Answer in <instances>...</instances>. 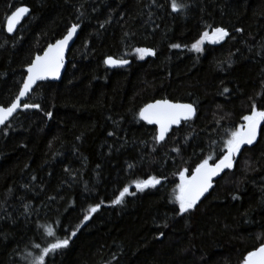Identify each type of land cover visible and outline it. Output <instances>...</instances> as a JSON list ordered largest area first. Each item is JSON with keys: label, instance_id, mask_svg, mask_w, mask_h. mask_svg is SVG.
Masks as SVG:
<instances>
[{"label": "trees", "instance_id": "trees-1", "mask_svg": "<svg viewBox=\"0 0 264 264\" xmlns=\"http://www.w3.org/2000/svg\"><path fill=\"white\" fill-rule=\"evenodd\" d=\"M176 2L178 12L172 0H0L1 107L34 57L81 26L61 81L39 84L26 102L37 109L0 131V264H33L58 239L69 244L46 264H243L264 244V127L194 210L173 202L180 173L217 161L226 130L253 103L264 110V0ZM20 6L30 15L8 36ZM216 28L223 42L190 51ZM138 48L155 55L136 59ZM107 57L130 64L109 70ZM157 100L196 109L160 144L139 119ZM150 177L160 183L136 191ZM125 187L134 194L114 204Z\"/></svg>", "mask_w": 264, "mask_h": 264}, {"label": "snow or ice", "instance_id": "snow-or-ice-1", "mask_svg": "<svg viewBox=\"0 0 264 264\" xmlns=\"http://www.w3.org/2000/svg\"><path fill=\"white\" fill-rule=\"evenodd\" d=\"M171 9L173 12H178L181 10V6L176 0H172ZM28 11V8L20 7L8 17L7 31L9 33L15 30L16 25ZM76 30L77 26L73 25L63 39L58 40L55 44L49 45L42 56L37 55L30 63L26 69L28 73L27 78L23 82L22 89L19 91L16 101L10 107H0V125H5L9 118L13 116L21 106L20 98L25 97L37 81L59 78L60 70L64 65L65 49L76 33ZM227 35L228 33L222 28L214 29L211 36L208 32H204L201 38L191 45L190 51L200 53L203 50L202 45L206 40L209 43L215 44L223 40ZM173 47H179V45H173ZM136 52L139 54L140 59H144L145 56L155 55L154 51L145 48H138ZM105 63L110 66H123L128 64L129 61L109 58ZM29 106L27 103L23 105L24 108H28ZM195 112L196 109L190 103H170L168 100H161L143 107L139 112V119L149 125H157L159 132L156 140L162 142L165 140L172 125H179L181 121L191 120L195 116ZM48 115L51 117V113H48ZM243 121L244 123L238 128L226 130L227 137L222 144L224 154L218 159V162L210 164L209 161L213 157L209 155L196 166L190 176L187 169L180 173V183L175 190L173 202L178 204L181 215L196 208L201 197L212 187L213 177L219 176L225 169L233 168L234 159L240 153L243 145L251 146L256 141L258 130L264 124V110H257L255 103H253L251 113L244 115ZM109 134L111 135V133ZM172 150L179 151L177 148H173ZM159 183V179L150 177L147 180L136 181L134 187L136 191L143 192L145 189L155 187ZM132 194L134 193H130L129 188L125 187L120 192L119 197L115 199L114 204H121L126 195ZM89 211L95 213L98 211V206L90 208ZM88 219H90V216L85 215L84 220L87 221ZM46 232L49 237L54 235L50 227L46 229ZM75 234V231H73L72 235L75 236ZM68 244V239H58L50 247L44 248L42 253L34 258L33 264H46L45 257L58 249L66 248ZM243 264H264V246H260L257 250L249 252L244 258Z\"/></svg>", "mask_w": 264, "mask_h": 264}, {"label": "water", "instance_id": "water-1", "mask_svg": "<svg viewBox=\"0 0 264 264\" xmlns=\"http://www.w3.org/2000/svg\"><path fill=\"white\" fill-rule=\"evenodd\" d=\"M20 7H26V6H20ZM20 7H18V8H20ZM18 8H16L14 11H16ZM26 8H28V7H26ZM29 9V8H28ZM13 11V12H14ZM12 12V13H13ZM30 9H29V11H28V13L27 14H25L23 17H22V19L20 20V22L16 25V27H15V30L12 32V33H9L8 31H7V20H6V23H5V32H6V34L8 35V36H14L15 35V33H16V31L18 30V28L21 26V24L23 23V21L25 20V19H27L28 17H29V15H30ZM11 13V14H12ZM10 14V15H11ZM9 15V16H10ZM8 16V17H9ZM8 19V18H7ZM77 26V30H76V33L73 35V38L69 41V43H68V45H67V47H66V49H65V52H64V65H63V67L61 68V70H60V74H59V78H57V79H51V78H49V79H47V80H43V81H37L36 82V84H34L33 85V87H32V89L29 91V93L28 94H26V96L25 97H23V98H20V107L16 110V112L13 114V116L12 117H10L9 118V120L6 122V124L5 125H0V131L19 113V112H21V111H24V110H28V109H37V107H35V106H29L28 108H24L23 107V105L27 102V100H28V97L32 94V92L34 91V89L39 85V84H41V83H46V82H52V83H59L60 81H61V79H62V77H63V75H64V73H65V71H66V68H67V57H68V54H69V51H70V49L72 48V46L74 45V43H75V41H76V39H77V37H78V34H79V30H80V25H76ZM67 35V33L65 34V36ZM64 36V37H65ZM63 37V38H64ZM63 38H61V39H63ZM60 39V40H61ZM57 42V41H56ZM56 42H54V43H52V44H55ZM51 45V44H50ZM49 46V45H48ZM48 46L44 49V51L41 53V54H39L40 56H42L43 54H44V52L47 50V48H48ZM37 56V55H36ZM35 56V57H36ZM35 57H34V59H35ZM109 58H112V59H115V60H121V59H116V58H113V57H107L106 59H105V61L107 60V59H109ZM33 59V60H34ZM32 60V61H33ZM105 61H104V64H105V67L107 68V69H109V70H115V69H122V68H126V67H128L129 66V64H130V61H129V63L128 64H126V65H123V66H110V65H108V64H106L105 63ZM26 69H27V67L25 68V78H24V80H26V78H27V75H28V73H27V71H26ZM24 80H23V82H24ZM22 86H23V83H22V85H21V88H20V90L22 89ZM19 90V91H20ZM18 95H19V92H18V94H17V96H16V98L14 99V101L12 102V103H14L15 101H16V99H17V97H18ZM157 101H161V100H157ZM169 101V100H168ZM156 101H154V102H151V103H155ZM170 103H177V102H171V101H169ZM11 103V104H12ZM11 104L9 105V106H7V107H10L11 106ZM150 104V103H149ZM1 107V106H0ZM145 107V106H144ZM194 107V106H193ZM6 108V107H5ZM195 108V107H194ZM195 116H196V112H195ZM195 116L192 118V119H194L195 118ZM191 119V120H192ZM142 121V120H141ZM190 121V120H189ZM144 123H146L145 121H143ZM184 122H187V121H181L180 122V124L179 125H172V127L170 128V130H169V132H168V134L166 135V137H165V140L167 139V137L170 135V133L174 130V129H178L181 125H182V123H184ZM147 124V123H146ZM149 125V124H148ZM150 126H153V127H155V129H156V136L158 135V132H159V129H158V126L157 125H150ZM263 127H264V124H262L261 125V127H260V129L258 130V134H257V139H256V141L254 142V143H256L258 140H259V138H260V135H261V131H262V129H263ZM164 140V141H165ZM157 141V140H156ZM164 141H162V142H158L157 141V143H163ZM253 143V144H254ZM252 144V145H253ZM248 147H250L249 145H243L242 147H241V150L242 149H244V148H248ZM215 162H218V160L217 161H215ZM214 162V163H215ZM214 163H212V164H214ZM231 169H225L219 176H216V177H213V179H212V187L209 189V191L208 192H206L205 194H204V196H202L201 197V199H200V201L198 202V203H200L201 201H203L206 197H207V195L209 194V192L213 189V187H214V184L218 181V180H220L228 171H230ZM262 246H264V244L262 245ZM258 249V248H257ZM256 249V250H257Z\"/></svg>", "mask_w": 264, "mask_h": 264}, {"label": "rangeland", "instance_id": "rangeland-1", "mask_svg": "<svg viewBox=\"0 0 264 264\" xmlns=\"http://www.w3.org/2000/svg\"><path fill=\"white\" fill-rule=\"evenodd\" d=\"M213 31H214V30H212V31H206V32H208L209 35L211 36V34H212ZM226 37H227V36H226ZM226 37H224L223 40H221L220 42L215 43V44H213V43H209V42L206 40L205 43L202 45V49H203V47H204L205 45H207V44H210V45H217V44H220L221 42H223V41L225 40ZM190 49H191V47H190ZM193 52H195V51H193ZM195 53H197V52H195ZM133 55H134V57H135L136 59L142 60V59L139 58V54H138L136 51L133 52ZM145 58H146V56H145Z\"/></svg>", "mask_w": 264, "mask_h": 264}]
</instances>
